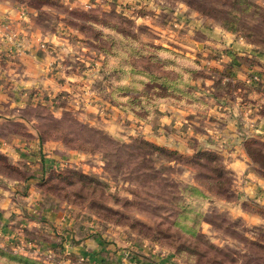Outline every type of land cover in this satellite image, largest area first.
I'll return each mask as SVG.
<instances>
[{
  "label": "rangeland",
  "instance_id": "obj_1",
  "mask_svg": "<svg viewBox=\"0 0 264 264\" xmlns=\"http://www.w3.org/2000/svg\"><path fill=\"white\" fill-rule=\"evenodd\" d=\"M6 1L24 32L0 44V63L34 82L7 86L0 179L36 203L25 233L50 250L0 234V264H86L66 253V233L172 264H264V188L244 191L236 166L243 152L246 174L264 180V138L248 134L233 161L194 123L230 89L234 100L245 93L241 82L220 89L224 66L264 56V0Z\"/></svg>",
  "mask_w": 264,
  "mask_h": 264
},
{
  "label": "crops",
  "instance_id": "obj_2",
  "mask_svg": "<svg viewBox=\"0 0 264 264\" xmlns=\"http://www.w3.org/2000/svg\"><path fill=\"white\" fill-rule=\"evenodd\" d=\"M20 15L21 11L17 5H12V3L6 0H0L1 23L10 29L6 37H4V35L0 36L2 48L11 49L12 44L15 43L12 36L14 34L18 35L19 32H24L21 27L22 23L18 21V16L20 17ZM29 42L30 45H28V47L30 46L29 49L32 51L36 43L33 40ZM240 48L239 44L234 46L235 50H239ZM237 55H243V53H238ZM248 57L252 58V55ZM258 58L259 59H255L258 64H253L254 66L252 67L245 65L240 68L239 65H236L238 62L236 60L224 66L229 69L232 67L230 70L232 74L231 77H229L230 79H226L225 85L220 89L223 91L228 89L229 84L227 81L241 82L243 87L245 86V93H243L240 98H237V100H234L228 97L229 94H235L234 89H230L229 92L226 91L228 93L227 98L223 96L220 98L222 100L216 98L215 101L212 99L214 102L210 100L209 111L206 113L200 112L201 115H207L206 117L208 119L206 118L207 120H203L201 116L199 117L196 115L198 119L194 122L197 125L200 124L204 129H207L209 134H207L206 138L210 140L211 144H216L226 149L228 147L232 148L231 153H228V151L226 152L228 156H232L233 161L237 159L236 155H239L237 152L239 148H237V146L242 144L243 138L246 139L248 134L255 132L264 138V112L259 109L263 106H261V103L264 102V56L261 55ZM228 60L230 59L224 58L225 62H228ZM11 67H5V65L0 63V115L1 111L7 105L6 100L9 97L8 92L11 90L7 88L9 82L14 83L12 84L14 88H17L15 86L17 83L21 84V86L28 87L34 82V79L29 77L25 79L26 81L22 79V74L24 72L28 73L29 69L25 70L20 65H17V68L16 65L15 67ZM254 77H259L261 80L257 82L253 79ZM17 78H19L20 81ZM252 99L257 100V103L255 102L256 105L252 103ZM248 100H250V102ZM13 107L12 105L10 108ZM183 113H185V111ZM1 122L2 120L0 119V124ZM240 129L246 132L245 136L241 137L239 135ZM1 137L0 135V149L7 150L9 143H3ZM233 147L235 148L233 149ZM241 157L242 159L240 161H236L238 162L236 166L245 177V185L243 186L244 191L253 193L254 190L264 188V180L258 175L255 176L254 174H250L252 170H248L246 174L245 167H247V165H245V167L243 166V163L246 162L243 152L241 153ZM243 159L244 161H242ZM28 184L32 185L33 182H28ZM21 190L22 187L19 186V184H7L4 180L0 179V234H4L5 239H3L4 241L6 240V243L16 242L19 244V248H23V250H25V248H27L25 246L29 244L33 249L37 248L38 251L47 253L50 248L46 247L43 239L36 240L32 238L31 235L25 233V230L28 229L22 222L25 219L24 214L26 211H34L36 209V203L31 199H26ZM33 191L34 189L32 188L31 192ZM31 221L28 227L34 230V232H37L36 230L41 227L39 224L40 222L35 220ZM47 223L44 224L48 225ZM33 224L35 227H33ZM39 236L43 235L39 234ZM72 239L76 240L78 243L74 244ZM62 242L65 245L66 253L86 261V264H172L169 258L157 250H147L142 246L126 247L120 245L119 247H110L106 246L104 244L105 241L99 237H90L82 233L71 236L66 233V235L62 237ZM110 250L113 251L110 252Z\"/></svg>",
  "mask_w": 264,
  "mask_h": 264
},
{
  "label": "built area",
  "instance_id": "obj_3",
  "mask_svg": "<svg viewBox=\"0 0 264 264\" xmlns=\"http://www.w3.org/2000/svg\"><path fill=\"white\" fill-rule=\"evenodd\" d=\"M253 79H254L255 81H258L259 78H258V77H254Z\"/></svg>",
  "mask_w": 264,
  "mask_h": 264
},
{
  "label": "trees",
  "instance_id": "obj_4",
  "mask_svg": "<svg viewBox=\"0 0 264 264\" xmlns=\"http://www.w3.org/2000/svg\"><path fill=\"white\" fill-rule=\"evenodd\" d=\"M199 156V155H198ZM199 157H202V156H199Z\"/></svg>",
  "mask_w": 264,
  "mask_h": 264
}]
</instances>
